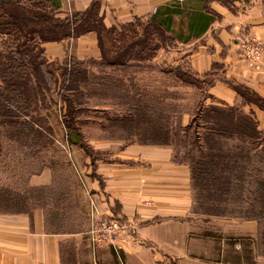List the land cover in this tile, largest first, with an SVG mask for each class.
<instances>
[{
  "label": "rangeland",
  "instance_id": "374dc122",
  "mask_svg": "<svg viewBox=\"0 0 264 264\" xmlns=\"http://www.w3.org/2000/svg\"><path fill=\"white\" fill-rule=\"evenodd\" d=\"M11 15L18 16L12 7L0 8V212H29L48 200L60 202L75 171L72 146L82 154L97 156L101 152L93 151L91 144L95 141L119 146L168 142L175 159L189 166L192 131L186 133L184 127L199 107L213 101L210 98L206 102L208 84L187 70L185 53L174 36L162 34L141 20L127 28L103 32L106 59L78 66L71 76V64L66 63V68L50 62L46 66L51 75L47 78L50 88L43 93L34 87L30 90L28 82L32 76V83L44 88L42 70L30 72L23 66V70L9 69L15 65L10 62L14 60V36L18 35L14 25H24ZM10 22L14 24L6 25ZM22 43L21 39L17 47ZM237 106L247 114L240 104ZM9 114L32 121L38 137L33 138V133L26 140L15 137L28 129L9 126ZM160 126L163 132L154 131ZM244 147L243 154L249 152L251 159L249 163L245 158L244 163L240 161L244 169H239L238 176H243L245 183L241 187L237 184L231 194L238 198L220 205L228 213H204L194 201L189 254L177 256L156 248L150 264H264V217L256 220L245 215L247 198L251 200L249 194L255 188L252 181L264 177V161L258 149L251 151L249 144ZM41 174L52 179L48 189L31 185ZM76 209L59 214L56 222L77 227L81 214Z\"/></svg>",
  "mask_w": 264,
  "mask_h": 264
},
{
  "label": "crops",
  "instance_id": "0c3cea01",
  "mask_svg": "<svg viewBox=\"0 0 264 264\" xmlns=\"http://www.w3.org/2000/svg\"><path fill=\"white\" fill-rule=\"evenodd\" d=\"M20 1H43L61 19L98 2L106 28L151 18L164 23L185 53L187 70L208 84L206 102L211 98L209 105L240 104L264 130V111L246 104L241 95L248 91L264 99V0ZM254 42L262 47L257 65L243 55ZM42 49L48 62L60 65L102 60L94 32L45 42ZM91 145L101 154H82L72 146L75 171L60 202L48 200L29 212H0V264H150L156 248L177 256L189 254L195 215L190 167L175 159L170 146L102 141ZM31 185L48 189L52 179L41 174ZM75 209L81 214L77 227L56 222V216ZM96 215L113 216L125 224L120 255L111 245L93 246L89 241L86 232Z\"/></svg>",
  "mask_w": 264,
  "mask_h": 264
},
{
  "label": "trees",
  "instance_id": "16d2710c",
  "mask_svg": "<svg viewBox=\"0 0 264 264\" xmlns=\"http://www.w3.org/2000/svg\"><path fill=\"white\" fill-rule=\"evenodd\" d=\"M3 7H12L16 10L19 17L11 15L10 18L15 19V21L19 19L24 24L23 26L14 25V31L18 35L14 36L15 51L12 54L14 60L11 59L10 62H13L15 65L9 69L15 71L23 70L24 68L25 70H30V72L42 70L43 76L46 77V85L43 88V86L40 87L34 84V82L32 83V76L30 77L29 75L30 90L38 88L37 90L45 93L50 88L47 78L51 75L46 70V66L50 62L45 59L42 49V44L45 42L61 41L69 37H79L94 32L98 37L102 58L106 59L102 47V33L114 32L116 28L105 27L100 16L98 2H94L85 12L64 19L59 18L55 10L43 1H31L23 4L20 0L9 3L1 2L0 8ZM137 21L140 20H136L135 22ZM135 22L121 28L130 27ZM148 23L155 26L160 33L167 34L164 23L157 22L153 18L148 20ZM12 24L14 22L6 23V25ZM47 35L49 37L46 38L45 36ZM21 39L23 43L17 47V42ZM36 50L38 51V56L35 55ZM25 54V58L22 59ZM32 55L34 56L33 63L31 61ZM78 66L82 67L83 64L80 62L71 64L70 76L76 72L75 69ZM27 89L29 90L28 87ZM246 92L248 91L241 92L245 103L248 105L253 104L264 111V99L253 93L249 92V94ZM34 98L37 99L38 95L34 96ZM27 100L31 104L29 96ZM21 117L22 115H8L7 122L9 126L16 127L22 125L28 129L17 132L15 137H24L26 140L29 136H33V133V138H37L39 132L33 129L34 123L23 120ZM160 119H162L161 116ZM156 120L158 123L159 118ZM258 127L257 121L251 114H245L236 107L214 104L205 108L199 107L192 120L184 127L186 133L192 131L191 159L188 164L191 173V186L195 197L194 201L203 212H209L207 214H211L212 212L218 216L228 213L225 209L220 208V205L224 204V201L227 199L234 198L231 194L234 192L237 184L241 187V183H245L243 176H238V173L241 172L239 169H244V167L241 168L240 161L244 163L245 158L247 163H249L251 159L249 152L245 154L242 152L246 148L244 144L251 145V151L258 149V155L264 161V134ZM198 128L202 129V131H199ZM154 131L163 132L164 128L160 126L154 129ZM158 146H168V142L158 144ZM252 184L255 188H252L253 191L249 194L251 200L249 201L247 198L249 208L245 212V215L249 219L258 220L264 217V177L254 179ZM236 197L237 195L234 199Z\"/></svg>",
  "mask_w": 264,
  "mask_h": 264
},
{
  "label": "built area",
  "instance_id": "2783aa9c",
  "mask_svg": "<svg viewBox=\"0 0 264 264\" xmlns=\"http://www.w3.org/2000/svg\"><path fill=\"white\" fill-rule=\"evenodd\" d=\"M243 54L245 59L252 65H257L262 54L261 44L249 43ZM126 234L125 224L119 219L108 215H96L86 232L93 246L108 244L113 247L117 255L123 250L120 239Z\"/></svg>",
  "mask_w": 264,
  "mask_h": 264
}]
</instances>
